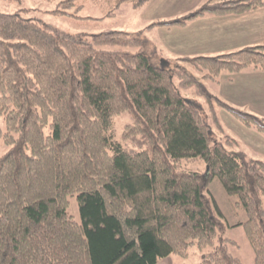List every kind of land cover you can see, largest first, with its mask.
Returning <instances> with one entry per match:
<instances>
[{"label": "trees", "instance_id": "obj_1", "mask_svg": "<svg viewBox=\"0 0 264 264\" xmlns=\"http://www.w3.org/2000/svg\"><path fill=\"white\" fill-rule=\"evenodd\" d=\"M48 1L74 16L100 2L104 16L86 17L100 20L123 3L154 0ZM262 7L264 0H207L159 24ZM179 60L218 82L224 72L264 71V43ZM194 86L208 112L182 94ZM218 108L264 135V117L206 92L184 66L156 64L128 31L72 34L0 11V143L8 147L0 156V264H158L189 257L193 246L202 264H243L209 194L215 177L246 212L255 264H264V160L232 150L238 140ZM125 112L132 122L117 139L115 117ZM75 196L80 221L69 212Z\"/></svg>", "mask_w": 264, "mask_h": 264}, {"label": "rangeland", "instance_id": "obj_2", "mask_svg": "<svg viewBox=\"0 0 264 264\" xmlns=\"http://www.w3.org/2000/svg\"><path fill=\"white\" fill-rule=\"evenodd\" d=\"M207 1V0H206ZM205 1V2H206ZM213 2L222 0H212ZM155 3L147 5L145 7L135 8L131 3H123L116 11L115 16L105 17L103 19H87L86 17H97L101 18L104 16L103 7L100 2L89 1L86 6L74 15H60L55 13L56 3H51L48 0H0V11L5 13H20L26 18L38 19L44 24L58 29L61 32H67L72 34L80 35H93L113 30H124L130 32L133 36L141 39L144 44L146 52L152 57L153 62L156 64L167 65L170 68H176L178 65L184 66L193 75L201 79V87L203 90L210 94L218 96L220 89L218 85L210 80L203 79L204 73L197 70L192 64L182 62L176 59L175 56L170 52L167 46H164L165 33L159 29V25L152 26L154 22H165L187 17L190 12H181L180 14L170 13L171 11H178L176 8L179 4L174 6H160L156 5L159 12L162 13L160 16L154 15L158 12ZM182 5V4H181ZM180 5V6H181ZM184 9V8H183ZM180 21V20H179ZM167 37H171L167 34ZM171 56V57H168ZM227 73V72H226ZM224 73V74H226ZM174 82H178V78H174ZM200 86H194L187 90H182V94L187 99H196L200 101L205 110L208 112L209 105L205 96L200 91ZM226 114L232 117V115L225 109H220V118L225 121ZM132 122V115L129 112H125L115 117V133L117 139H121L123 129L126 124ZM0 128L5 129L3 119L0 117ZM228 133H230L228 131ZM231 134V133H230ZM244 147V146H243ZM8 147L1 142L0 143V156L7 151ZM237 152L245 153V148L240 150L232 148ZM246 159H260V156L245 153L243 154ZM257 157V158H256ZM190 167H203V163L192 162L189 164ZM209 194L213 196V205L217 211V214L226 222L227 231L223 235L230 238L235 243H230V250L238 256L243 264H255V253L252 245L247 237L244 229V222L247 220L246 212L236 207V197L230 196L224 184L215 177L210 184ZM69 212L74 218L80 221L79 204L76 196L71 198V204ZM203 252L193 246L190 249V255L187 258L186 264H202ZM184 262V261H183Z\"/></svg>", "mask_w": 264, "mask_h": 264}, {"label": "crops", "instance_id": "obj_3", "mask_svg": "<svg viewBox=\"0 0 264 264\" xmlns=\"http://www.w3.org/2000/svg\"><path fill=\"white\" fill-rule=\"evenodd\" d=\"M205 1L154 0L152 3L156 5L158 3V8L162 5L173 8L179 4L176 6L179 10L170 13L180 14L186 11L192 14ZM160 15L162 13L158 11L154 18ZM173 21L175 20L154 22L152 25ZM159 27L163 29L162 33H165L164 46H167L178 60L182 57L219 55L264 43V7L243 14L224 16L207 14L193 17L185 25H159ZM167 34L171 37H167ZM224 73L219 81L215 82L220 89L217 97L237 109L264 117V71L247 67L239 73ZM220 109L225 108H218V114ZM228 115L226 114V119L222 120V123L226 132L229 131L231 133L229 134L238 140L234 148L238 150L240 147L245 148V153L260 156L259 158L264 160V135L245 126L234 115L231 114L232 117ZM187 258L173 254L162 259L158 264H186Z\"/></svg>", "mask_w": 264, "mask_h": 264}]
</instances>
